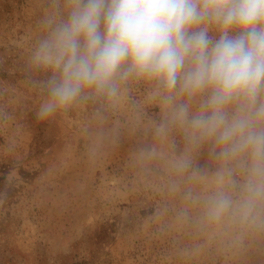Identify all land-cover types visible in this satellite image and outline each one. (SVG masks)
<instances>
[{"label": "rangeland", "instance_id": "1", "mask_svg": "<svg viewBox=\"0 0 264 264\" xmlns=\"http://www.w3.org/2000/svg\"><path fill=\"white\" fill-rule=\"evenodd\" d=\"M48 7L0 0V264H264V232L209 224L185 199L214 188L220 162L205 145L193 157L204 181L175 174L186 141L178 127L158 134L168 109L149 82L36 118L34 82L49 73L27 61Z\"/></svg>", "mask_w": 264, "mask_h": 264}, {"label": "clouds", "instance_id": "2", "mask_svg": "<svg viewBox=\"0 0 264 264\" xmlns=\"http://www.w3.org/2000/svg\"><path fill=\"white\" fill-rule=\"evenodd\" d=\"M38 27L27 63L49 73L34 82L39 121L149 82L168 109L158 134L178 127L186 141L175 174L204 181L193 157L205 145L220 162L214 188L185 199L209 224L264 232V0H49Z\"/></svg>", "mask_w": 264, "mask_h": 264}]
</instances>
